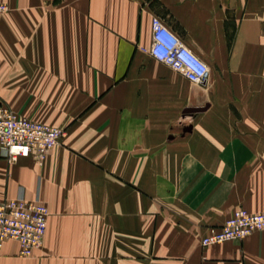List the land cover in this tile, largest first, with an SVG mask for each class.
<instances>
[{
	"label": "crops",
	"instance_id": "1",
	"mask_svg": "<svg viewBox=\"0 0 264 264\" xmlns=\"http://www.w3.org/2000/svg\"><path fill=\"white\" fill-rule=\"evenodd\" d=\"M0 106L60 128L43 165L0 145V202L49 210L44 246L0 264H264V0H0ZM160 18L210 69L196 85L152 58Z\"/></svg>",
	"mask_w": 264,
	"mask_h": 264
},
{
	"label": "built area",
	"instance_id": "2",
	"mask_svg": "<svg viewBox=\"0 0 264 264\" xmlns=\"http://www.w3.org/2000/svg\"><path fill=\"white\" fill-rule=\"evenodd\" d=\"M9 7L0 4V19ZM152 41L148 53L196 85H205L210 76L206 62L198 57L165 23L154 17ZM64 135L60 128L38 123L0 106V145L10 162L19 157L33 158L43 165L48 154L58 146ZM49 210L40 201L30 202L24 195L0 202V252L8 240L20 244L23 256H32L44 246ZM264 230V213L252 214L236 210L221 227L208 229L202 246L241 240Z\"/></svg>",
	"mask_w": 264,
	"mask_h": 264
},
{
	"label": "rangeland",
	"instance_id": "3",
	"mask_svg": "<svg viewBox=\"0 0 264 264\" xmlns=\"http://www.w3.org/2000/svg\"><path fill=\"white\" fill-rule=\"evenodd\" d=\"M239 209H244V208H239ZM238 210V209H237ZM246 210V209H245Z\"/></svg>",
	"mask_w": 264,
	"mask_h": 264
}]
</instances>
